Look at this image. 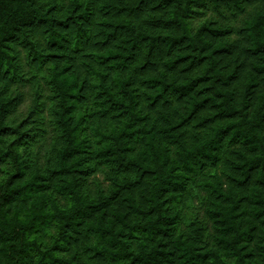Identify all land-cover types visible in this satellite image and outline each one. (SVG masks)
I'll return each instance as SVG.
<instances>
[{
    "label": "trees",
    "instance_id": "obj_1",
    "mask_svg": "<svg viewBox=\"0 0 264 264\" xmlns=\"http://www.w3.org/2000/svg\"><path fill=\"white\" fill-rule=\"evenodd\" d=\"M0 264H264V0H0Z\"/></svg>",
    "mask_w": 264,
    "mask_h": 264
}]
</instances>
